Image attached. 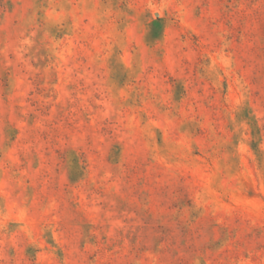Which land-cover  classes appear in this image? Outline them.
<instances>
[{"label": "rangeland", "instance_id": "374dc122", "mask_svg": "<svg viewBox=\"0 0 264 264\" xmlns=\"http://www.w3.org/2000/svg\"><path fill=\"white\" fill-rule=\"evenodd\" d=\"M0 264H264V0H0Z\"/></svg>", "mask_w": 264, "mask_h": 264}]
</instances>
